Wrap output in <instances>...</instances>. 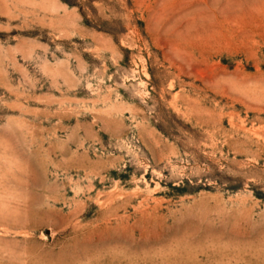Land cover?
<instances>
[{"label": "rangeland", "instance_id": "obj_1", "mask_svg": "<svg viewBox=\"0 0 264 264\" xmlns=\"http://www.w3.org/2000/svg\"><path fill=\"white\" fill-rule=\"evenodd\" d=\"M0 264H264V0H0Z\"/></svg>", "mask_w": 264, "mask_h": 264}]
</instances>
